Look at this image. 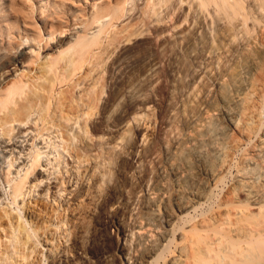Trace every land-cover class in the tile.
<instances>
[{
	"label": "bare ground",
	"instance_id": "6f19581e",
	"mask_svg": "<svg viewBox=\"0 0 264 264\" xmlns=\"http://www.w3.org/2000/svg\"><path fill=\"white\" fill-rule=\"evenodd\" d=\"M16 6L0 0V264L75 263L102 189L123 264H264V0ZM139 36L185 57L172 101L151 109L161 59L142 45L145 76L100 106L107 59Z\"/></svg>",
	"mask_w": 264,
	"mask_h": 264
},
{
	"label": "rangeland",
	"instance_id": "374dc122",
	"mask_svg": "<svg viewBox=\"0 0 264 264\" xmlns=\"http://www.w3.org/2000/svg\"><path fill=\"white\" fill-rule=\"evenodd\" d=\"M53 1H56L57 4L60 5L58 9L62 10L61 13L63 17H65L66 19L71 18V15L73 14L74 10L70 9V7L78 9L76 13L84 14L87 12V9L91 4V0H45L44 3L45 7L41 8L40 7L42 3L41 0H15V2L17 3L16 8H21L22 11L24 13H27L28 16L31 17L34 21L40 20L42 17L45 16V14L50 13V10H52V7L50 5L51 3H53ZM139 37H132L130 41L126 43L125 42L121 43L117 47V49L114 52H112V55H110L109 58L107 59L105 69L103 71V76H104L103 84H104L105 92L101 96L102 98H100L101 99V101L99 102L100 106L102 104L104 105L105 103H106L105 105L108 104L107 102L104 103V101L108 99V94L110 91L111 92H113V90L118 91V89H120L121 87L122 88L125 87L129 83L130 79H135V81L137 82L138 78H142L143 76H145L144 70L147 67L148 60H146L147 58L144 59L146 57L145 55L146 52L142 50L143 48L142 45L148 46L151 50H155L152 51V53L154 52V54L158 51L160 52V53L159 52L156 53L157 55L154 56V61L158 60V58L161 59V64L158 65H159V71L162 70V72L160 71L159 73H157V75L155 74L154 77L155 80L153 82V86L157 88V90H162V91L161 93L158 94V96L156 95V97H154L155 101L151 109H153L154 113L157 114L160 110L165 108L167 102L172 101L170 100L171 98L168 97L170 94L169 92L174 88L173 86L177 85V83L180 82L179 81L180 79L177 77L178 75L175 76L174 75L175 71L174 70L172 71V69H174L173 67H175L176 69V67L180 66L181 65L180 61L181 60L183 61L185 57L184 56L182 57L181 55L182 53L180 52L174 53L171 49L169 51L170 47L168 48L169 45H167L166 43H162V44L160 43L161 44L160 45L157 44L158 41L156 42V40L150 39L149 37H146V39L143 36L142 38ZM162 47H164L165 50ZM46 49L41 50L40 58L38 61H41L42 55L44 54ZM113 58L114 60L112 61ZM115 60L116 62H114ZM175 62L176 63L179 62V64L176 66ZM30 66L31 67L36 66V64ZM141 66H144L142 70H140ZM163 70L168 72V76H165ZM117 101H122L121 95ZM107 106L110 107L109 104ZM113 108L111 109V111H113V114L116 115L117 113L115 112H118V110L115 109L116 107ZM97 116L98 114L96 116H93L92 118L99 119ZM155 121L156 122L152 123L154 127L153 125H151L153 129L152 128L151 129L153 131L155 129L154 132H157L160 128L159 118H156ZM106 137L105 138L103 137L104 141L108 140L106 139ZM101 141L103 140L101 139ZM139 150L140 147L138 149V152ZM133 164L134 161L130 160L129 165H133ZM137 170L139 169L137 168L135 171L131 170L128 174L125 173L124 175L128 179L131 178L134 179L135 178L134 175L135 176L138 175L139 171ZM102 190L105 192L104 189ZM104 192L101 191L99 194V200L98 199L92 200L88 208V215L85 221L86 233H84V237H85L84 242L85 245L88 246L87 252H84L82 251V249L77 248L76 252L78 258L75 259V263H71V264H123L125 245H124V240L122 239V231L119 228L115 227L114 225L107 223L106 216L101 217L99 220H97L98 216H100L101 214V212L99 213V207L102 201L101 197H103ZM116 208L117 205H111V204L108 205L107 207L108 213L113 212ZM120 223L122 227L128 228L131 224V219H129V216L127 214H124L121 217ZM45 264H47L46 261Z\"/></svg>",
	"mask_w": 264,
	"mask_h": 264
}]
</instances>
